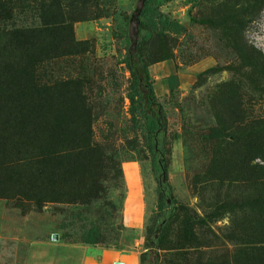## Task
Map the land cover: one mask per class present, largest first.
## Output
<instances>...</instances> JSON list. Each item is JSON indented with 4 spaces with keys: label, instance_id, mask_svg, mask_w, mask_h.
I'll list each match as a JSON object with an SVG mask.
<instances>
[{
    "label": "rangeland",
    "instance_id": "374dc122",
    "mask_svg": "<svg viewBox=\"0 0 264 264\" xmlns=\"http://www.w3.org/2000/svg\"><path fill=\"white\" fill-rule=\"evenodd\" d=\"M1 1L0 34L41 26L58 13L67 19V27L54 26L49 36L71 37L75 48L39 56L33 73L39 86L77 97L89 143L72 152L87 158L68 167L84 187L79 197L71 195V179L57 181L73 198L68 201L24 199L1 181L5 171L28 166L0 164V264H82L89 253L107 254V264L112 252L138 257L159 209L149 142L154 117L124 64L125 17L133 0ZM160 10L183 27L169 42L170 56L147 66L166 121L165 178L196 223L189 235L183 212L176 213L157 264H239L244 244L237 237L254 236L244 229L255 228L262 198L256 169L243 180V157L251 151L250 163L264 166L249 129L264 117V0H167ZM3 40L0 35V48ZM51 45L65 46L53 38Z\"/></svg>",
    "mask_w": 264,
    "mask_h": 264
},
{
    "label": "trees",
    "instance_id": "16d2710c",
    "mask_svg": "<svg viewBox=\"0 0 264 264\" xmlns=\"http://www.w3.org/2000/svg\"><path fill=\"white\" fill-rule=\"evenodd\" d=\"M56 1L60 5V0ZM166 1L133 0L125 17L124 64L133 80L141 105L154 117L149 142L152 154L151 173L156 182L159 209L144 236L138 264L158 263V251L162 248L169 222L178 211L184 214L187 234H192L190 227L196 223L186 214L185 207L175 202L165 178L163 138L166 121L152 91L147 70L150 62L170 56L169 42H173L183 31V27L176 20L160 10V6ZM3 5L4 2L0 0V9H4ZM58 14L60 16L57 19L50 18L49 21L41 22V26L9 28L2 30L0 34L4 39L0 51L4 52L5 64L0 70V164L23 162V165L28 166L23 172L5 171L1 182L15 187L17 194L24 199L35 202L72 200L68 192L57 187L59 179L69 178L71 185L76 183L71 188L76 192L71 195L76 198L79 197L78 192L84 191L78 175L71 169L77 168V158H87L79 156V153H72L75 148L87 146L89 143L88 128L81 130L83 124H80L86 112L83 107H77L76 96L71 95L64 99V93L55 94L49 91V87L36 84L33 73L32 61L39 56L49 58L52 55H62L76 46L71 37L67 39L62 36H49V31L54 26L68 25L63 24L67 19L61 20L64 16ZM52 38L56 44L64 43L65 46L59 49L54 45V49L51 45ZM172 78L173 75L169 76L167 81L170 82ZM249 127L254 130L255 149L264 155V117L251 121ZM249 144L250 142L246 143L247 147ZM92 151L94 148L91 147L89 152ZM250 152H246L243 157V180L248 181L256 169L255 178L262 191V198L255 205V228L244 229L254 236L250 238L243 232V238L237 237L244 244L239 251L241 257L238 263L264 264V166L251 164ZM58 165L60 170L57 173ZM64 168L68 173H65ZM93 234L91 231V235ZM229 239L236 238L233 236Z\"/></svg>",
    "mask_w": 264,
    "mask_h": 264
},
{
    "label": "crops",
    "instance_id": "0c3cea01",
    "mask_svg": "<svg viewBox=\"0 0 264 264\" xmlns=\"http://www.w3.org/2000/svg\"><path fill=\"white\" fill-rule=\"evenodd\" d=\"M107 254L102 253L101 256H99L97 253H89V255H85L82 257V264H107ZM111 261L110 263H113L114 261H120L122 264H138V257L132 256L131 254H120L119 252H112L111 255Z\"/></svg>",
    "mask_w": 264,
    "mask_h": 264
},
{
    "label": "water",
    "instance_id": "95a60500",
    "mask_svg": "<svg viewBox=\"0 0 264 264\" xmlns=\"http://www.w3.org/2000/svg\"><path fill=\"white\" fill-rule=\"evenodd\" d=\"M51 238L52 239H56L57 238L56 234L55 233H52L51 234ZM112 264H122V263L120 261H114Z\"/></svg>",
    "mask_w": 264,
    "mask_h": 264
}]
</instances>
